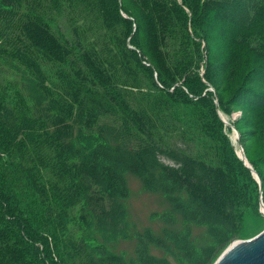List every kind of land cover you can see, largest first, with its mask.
I'll return each mask as SVG.
<instances>
[{
  "label": "trees",
  "instance_id": "trees-1",
  "mask_svg": "<svg viewBox=\"0 0 264 264\" xmlns=\"http://www.w3.org/2000/svg\"><path fill=\"white\" fill-rule=\"evenodd\" d=\"M50 1L0 0V71L16 66L27 80L16 89V103L0 113L1 144L8 152L5 160L0 157V264H36L38 257L52 264L39 248V233L27 232L29 201L18 196L24 188L52 201L55 219L59 209L66 212L79 202L73 177L77 164L69 163L43 126L48 116L44 97L52 94L49 72L67 63L79 65L75 48L94 74L124 91L129 108L127 115L100 119L88 154L80 153L90 169L104 174L113 199L108 207L80 215L84 240L90 241L78 251L83 263L121 264L111 243L113 230L105 227L118 213L117 200L128 196L125 175L131 173L168 204L158 215V232L132 231L138 264H172L151 253V246L182 264H212L218 251L236 240L242 197L234 188L233 170L225 153L214 147L203 158L165 141L164 122L173 118V105L145 98L143 88L164 98L182 92L203 98L182 84L205 81L203 89L214 88L219 97L206 94L203 113L221 124L220 97H229L239 116L264 108V0H53L64 6L73 44L60 40L42 18ZM78 99L77 94L73 102ZM59 104L67 116L74 114L71 102ZM251 164L263 190L264 178ZM262 192L255 196L260 203ZM195 228L202 230L196 234ZM16 244L23 248L14 249Z\"/></svg>",
  "mask_w": 264,
  "mask_h": 264
},
{
  "label": "rangeland",
  "instance_id": "rangeland-1",
  "mask_svg": "<svg viewBox=\"0 0 264 264\" xmlns=\"http://www.w3.org/2000/svg\"><path fill=\"white\" fill-rule=\"evenodd\" d=\"M63 10L64 6L51 0L47 8H42V18L48 21L53 33L60 40L73 44ZM75 51L79 65L67 63L60 66L57 73L49 72L52 94L44 97L48 116L43 119V126L56 143L66 151L69 163L77 164L73 177L78 188L79 202L68 208L66 212H61L59 209L58 214H60L55 219L56 208L51 204L52 201L40 197L37 191L28 192L25 188L23 194L18 193L19 200L29 201L26 203L30 211L24 215L30 228L27 232L36 230L39 233L37 235V240L41 243L39 248H43L45 255L52 260V264H84L78 251L81 249L80 246L83 249L90 241L84 240L82 230L84 224L80 215L95 212L101 205L108 207L109 203L113 204V199L106 191L104 174L90 169L80 153L88 154L96 135V124L100 119L129 113L124 91L108 86L88 68L87 63L79 55L80 50L75 48ZM0 60L3 62V59ZM13 67L12 69L6 65L0 71V113L6 105L16 103L14 94L17 87L27 82L18 68ZM198 71L204 73L205 66L201 65ZM78 72L85 78L81 79ZM204 85H207L205 81H193L182 84V87L191 89L190 91L195 95L206 97V94H216L219 97L218 91L214 88L206 91L205 87L203 89ZM67 87L70 90H67ZM143 91L146 94L145 98L153 97L154 100L159 98L162 102L172 103L173 118L164 122L168 127L165 141L172 147L187 149L203 158H207V153L213 147L225 153V158L234 173V188L242 197L239 208L240 220L233 237L250 238L264 229V209L260 200H255L257 191L258 195L263 191L264 199V186L263 190L262 186L261 189L257 186L256 176L252 171L245 169L244 158L239 154L242 148L246 160L250 164L253 163L264 178V108L250 110L239 116L240 113L235 112L229 97H220L223 99L218 98L217 114L219 119L229 123L226 125L203 113L206 109L202 102L205 97H191L182 92L180 97L174 95L172 98L169 96L164 98L160 92L149 90L148 87H144ZM77 94L79 99L76 103L73 101ZM65 99L69 104L70 102L73 104L74 114L71 116H67L59 104L61 101L64 103ZM201 117L203 124L200 122ZM248 132L253 134L249 133L244 139ZM178 133H182V136L179 137ZM171 136H174L173 140H170ZM1 137L0 131V157L5 160L8 152H4ZM15 155L16 152L11 153L10 159H14ZM125 178L128 196L120 202L117 200L118 213L111 220V225L105 228L113 230L111 243L115 245V251L122 259L121 264H138L134 253L135 239L131 236L132 231L149 228L158 232L162 227L158 215L168 209V204L162 194L146 190L135 175L126 173ZM114 210L111 209L110 212L114 213ZM201 230L195 228L196 234ZM229 244L230 242L218 251L214 260ZM13 248L21 249L23 246L16 244ZM151 253L156 256H166L172 264H182L181 260H176L160 248L151 246ZM36 264H42L40 257L37 258Z\"/></svg>",
  "mask_w": 264,
  "mask_h": 264
},
{
  "label": "water",
  "instance_id": "water-1",
  "mask_svg": "<svg viewBox=\"0 0 264 264\" xmlns=\"http://www.w3.org/2000/svg\"><path fill=\"white\" fill-rule=\"evenodd\" d=\"M223 121L226 125H229L228 122L225 120ZM239 154L241 158H244L247 167L256 176L261 189L262 181L249 161L246 160L242 148L240 149ZM261 205L264 209V203L262 201ZM212 264H264V229L250 238L236 239L230 242L226 249Z\"/></svg>",
  "mask_w": 264,
  "mask_h": 264
},
{
  "label": "bare ground",
  "instance_id": "bare-ground-1",
  "mask_svg": "<svg viewBox=\"0 0 264 264\" xmlns=\"http://www.w3.org/2000/svg\"><path fill=\"white\" fill-rule=\"evenodd\" d=\"M236 135V134H235Z\"/></svg>",
  "mask_w": 264,
  "mask_h": 264
}]
</instances>
